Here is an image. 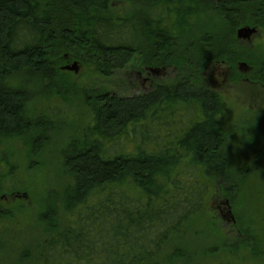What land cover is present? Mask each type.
<instances>
[{"label": "trees", "instance_id": "1", "mask_svg": "<svg viewBox=\"0 0 264 264\" xmlns=\"http://www.w3.org/2000/svg\"><path fill=\"white\" fill-rule=\"evenodd\" d=\"M115 1L129 10L114 14ZM245 26L264 29V0H0V140L33 128L27 92L8 82L27 73L49 90L67 54L104 78L136 63L181 76L129 97L86 93L93 121L63 151L61 199L49 192L40 213L43 264H151L197 222L214 187L235 196L227 105L197 82L213 63L245 57L236 39ZM48 119L36 121L37 143L49 140ZM5 219L0 205V256ZM241 261L234 248L218 264Z\"/></svg>", "mask_w": 264, "mask_h": 264}, {"label": "rangeland", "instance_id": "2", "mask_svg": "<svg viewBox=\"0 0 264 264\" xmlns=\"http://www.w3.org/2000/svg\"><path fill=\"white\" fill-rule=\"evenodd\" d=\"M112 7L114 14L129 10L117 1ZM237 42L245 57L230 65L213 63L197 85L213 90L227 105L224 126L231 136L224 151L238 192L230 199L223 188L214 187L197 222L169 241L151 264H218L234 248L240 250L241 264H264V73L257 76L253 68L255 61L264 65V29ZM65 56L59 60V76L49 90L27 73L8 82L27 92V116L33 128L24 137L0 140V205L7 211L0 264H43L39 254L47 234L40 213L49 192L56 191L61 199L69 182L63 151L93 121L86 93L105 89L129 97L152 86L171 85L181 77L168 67L150 75L136 63L104 78L92 67ZM74 63L79 66L77 73L66 69ZM43 115L49 118V140L41 144L36 141V121ZM177 133L172 128V135ZM60 210L63 218L61 201Z\"/></svg>", "mask_w": 264, "mask_h": 264}, {"label": "water", "instance_id": "3", "mask_svg": "<svg viewBox=\"0 0 264 264\" xmlns=\"http://www.w3.org/2000/svg\"><path fill=\"white\" fill-rule=\"evenodd\" d=\"M257 32L256 28L251 29L250 27H245L239 29L237 31V39L238 40H249L255 33ZM242 67H246V65H241ZM67 70L78 72L79 66L78 63H74L73 66L66 67Z\"/></svg>", "mask_w": 264, "mask_h": 264}, {"label": "flooded vegetation", "instance_id": "4", "mask_svg": "<svg viewBox=\"0 0 264 264\" xmlns=\"http://www.w3.org/2000/svg\"><path fill=\"white\" fill-rule=\"evenodd\" d=\"M249 70H251V69H249ZM153 71H154V72H153ZM149 72H151V73H149L150 75H151V74H153V75H156V74H157V71H155V70H153V69H152L151 71H149ZM151 89H153V86L150 87V90H151Z\"/></svg>", "mask_w": 264, "mask_h": 264}]
</instances>
